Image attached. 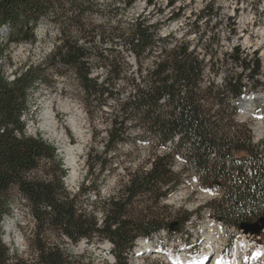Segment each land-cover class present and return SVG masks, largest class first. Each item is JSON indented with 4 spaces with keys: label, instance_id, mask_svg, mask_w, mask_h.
I'll return each mask as SVG.
<instances>
[{
    "label": "trees",
    "instance_id": "16d2710c",
    "mask_svg": "<svg viewBox=\"0 0 264 264\" xmlns=\"http://www.w3.org/2000/svg\"><path fill=\"white\" fill-rule=\"evenodd\" d=\"M83 3L0 0V27H10L7 44L35 42L33 28L52 11V20L68 29L61 33L62 45L45 58L48 67L29 65L12 83L0 71V264H94L84 254L67 252L62 237L73 244L84 239L109 240L115 264H129V254L139 238L154 239L163 229L171 231V214H166V206L156 205L174 193L188 175L195 177L202 188L219 185L224 189L219 200L208 204L218 220L237 229L243 223L256 222L264 214V155L250 143V129L235 124L239 109L235 101L240 102L244 94L257 91L263 84L256 77L262 67L257 53L252 56L240 45L234 46L223 61L232 59L241 65L242 72L227 75L221 85L215 81L205 85L204 69L215 64L213 52L206 51L201 58L196 46L167 42L172 33L160 37L158 23L141 19L126 25H95L86 16L91 4ZM133 3L126 1L128 6ZM173 4L174 0L168 3ZM209 10L212 12L214 7L206 5L195 22L201 18L208 22ZM180 16L174 10L168 19ZM71 28L78 32L72 34ZM96 28L101 40L116 36L129 45L137 62L135 75L127 73L128 63H121L116 55L78 43V38H90ZM146 54L156 58L154 63H141ZM92 55L104 68L106 76L102 79L93 76ZM46 68L73 75L91 117L107 107L110 100L114 101L103 150L88 152L87 179L96 167L99 172L106 170L108 155L121 144L148 151L146 165L126 168L127 181L102 201L101 219L82 206L84 184L76 194L64 186L67 170L57 158L58 148L40 135L28 134L21 120L23 111L28 109L30 91L46 80ZM246 72L249 84L242 79ZM121 80L123 84L119 83ZM127 86L132 92L123 98ZM216 157L220 162L214 161ZM176 160L184 164L179 170L175 168ZM95 192L100 197V191ZM18 198L25 201L34 221L23 253L3 240L4 223L15 215ZM188 217L190 214L180 224Z\"/></svg>",
    "mask_w": 264,
    "mask_h": 264
},
{
    "label": "rangeland",
    "instance_id": "374dc122",
    "mask_svg": "<svg viewBox=\"0 0 264 264\" xmlns=\"http://www.w3.org/2000/svg\"><path fill=\"white\" fill-rule=\"evenodd\" d=\"M79 1L84 2V5L91 4V12L87 11L86 16L92 18V23L95 25L105 23L111 26L126 25L136 19H141L151 24L158 23V35L160 37L172 33V39L167 42H187L190 48L196 46L201 58L206 51L213 52L215 64L206 66L204 69L203 82L205 85L209 84L210 81H215L216 85H221L222 80L227 75H237L242 72L241 65L236 64L232 59L223 61L227 58L226 53H230L234 46L240 45L245 52L250 53L252 56L257 53L262 67L261 73L256 77L263 84L260 85L257 91H254L257 96L254 101L250 102L248 107L239 104L235 124L246 125L250 129V143L259 149L263 147L264 155V117H262L264 107V0H174L172 6L168 5L171 0H153L154 2L151 5L146 3L147 0H130L134 2L132 6L126 5V1L129 0ZM206 5L208 8L214 7L212 12L209 10L211 13L208 22L205 21V18L195 22L196 16L203 12ZM174 10L179 12L181 16L178 19L169 20L168 18ZM52 17H54L53 11L45 20L33 28L36 36V41L33 43L23 41L7 44V37L10 33L9 25L7 30L0 31V44L3 45L1 46L3 47L1 55L3 65H16L20 70L19 73L25 71L23 69L29 65L48 67L47 59H45L48 55L46 53H49V49L53 50L55 47L62 45L63 35L61 33L68 30L61 22L52 20ZM70 30L72 34L78 32L75 28ZM77 41L84 47H95L100 51L107 50L109 55H116L121 59V63H128L129 70L127 73L135 75L136 58L134 52L131 51L129 45L122 43L116 36L101 40L96 28L95 31L90 33V38L81 37ZM153 55L156 56L157 53ZM153 55L146 54L141 63H154ZM90 61L94 67L93 76L104 78L106 74L104 68L96 63L97 56L92 55ZM206 61L210 63L208 59ZM7 65L2 66L3 68L0 67L1 75L3 71L7 70L5 68ZM45 71L46 80L30 91L28 109L23 119H25V123L31 124V135H34L35 132L36 135H40L58 148L57 158L62 161L63 167L67 170L64 186L69 192L76 194L79 193V187L81 188V185L84 184L86 192L80 195L82 206L89 211H93L101 219L102 201L114 195L121 183L127 181L126 168L132 169L137 165H146L148 151L146 148H136L131 144H121L115 153L108 155L106 170L99 172L98 167H96V171L87 179L88 152L90 149H95L97 152L103 150L104 139L107 136L106 129L110 122L109 113L115 105L114 101L110 100L107 107L98 109L95 115L91 117L85 109L82 102L83 95L77 87L73 75L58 74L50 69L48 70V68ZM247 73L243 74L242 79L244 83L249 84L251 80H248ZM8 74H11V72L8 71ZM2 77L6 78L9 75H2ZM119 83L123 84V81L121 80ZM131 92L132 88L127 86L123 91V98ZM250 106L252 107L249 108ZM47 110L51 113L54 131L63 137L62 140L55 137L53 132L43 129L42 124L46 121L44 114ZM70 121L76 122L75 127L68 123ZM58 142H61V144ZM64 142L69 143V146L73 148L71 150L73 156L72 153L69 155L67 148L64 147V145L66 146ZM241 154L244 153L238 155ZM70 157L71 159H68ZM72 159L75 165L69 164ZM220 160L218 157L214 159L215 162H220ZM183 165L182 161L176 160V170L181 169ZM74 166L76 174L74 180L71 181L70 173ZM147 166H149V163ZM95 189L100 191V197L98 198ZM203 190L199 181L188 175L174 193L163 198L156 207L166 206L165 211L167 215L171 214L170 221L174 230H162L157 234V238L160 237L159 241L156 240V237L147 240L151 245V250L146 253H140L139 244L141 242L137 241L136 247L129 254L128 263L176 264L171 256L184 255L185 253L182 252L180 246L185 242L192 244L195 238L200 244L198 249L205 246L203 248L205 252L213 253V255L220 252L225 257V261H230V264L236 262L238 248H242L240 257L248 254L251 248L262 247L264 249L263 234L259 237L246 234L236 228H225L224 224H222L223 228L221 229L219 227L221 221H217L218 219L213 216V212L208 208V204L213 200H219V197L213 196V189ZM17 203L15 215L8 217L4 223L3 240L9 247L23 253L26 251L27 237L34 226V221L25 201L18 198ZM186 214H190V217L183 224H180L185 219ZM175 221L176 224H174ZM8 224H10V227L7 230L6 225ZM62 239L67 252L84 254L86 259L92 260L94 264H115L116 262L110 251L112 245H109V240L88 242L84 239L78 244H73L66 237H62ZM211 239L214 240L213 247L211 245L207 247V241ZM161 241L162 244H160ZM157 242L160 244L159 251L153 248ZM208 248L210 249L207 250ZM210 261L211 259L208 262ZM243 261L244 264H264V259H261V257L254 260L245 256Z\"/></svg>",
    "mask_w": 264,
    "mask_h": 264
},
{
    "label": "bare ground",
    "instance_id": "6f19581e",
    "mask_svg": "<svg viewBox=\"0 0 264 264\" xmlns=\"http://www.w3.org/2000/svg\"><path fill=\"white\" fill-rule=\"evenodd\" d=\"M169 3V2H168ZM8 29V25L7 24H4V25H1V27H0V31L2 32V31H4V30H7ZM177 37V36H176ZM8 38V37H7ZM1 45V44H0ZM46 54H48V52L46 53ZM47 57V56H46ZM2 61H3V59L1 58V56H0V67H2V66H5V65H7V64H5V65H3V63H2ZM5 62V61H4ZM136 63V62H135ZM3 68V67H2ZM5 68H7V70L6 71H3L2 72V75H9V77H6V78H4L6 81H8V82H10V83H12V82H14L18 77H20L21 76V73L22 72H20V73H18V74H16L15 73V70H13L12 68H11V66L10 65H7ZM5 70V69H4ZM8 71H10L11 72V74H8ZM23 71V70H22ZM5 72H6V74H5ZM251 99H252V96L251 95H244L243 96V99H242V101H241V105L242 106H245V107H248L249 106V104H250V102H251ZM252 107V106H251ZM43 115V114H42ZM45 117H46V121L42 124L43 125V129H46V130H48V131H50V132H53V134H54V136L55 137H57V138H59L60 140H62L61 138H63L62 136H60V134H56L55 132L56 131H54V123H53V120H52V117H51V113H50V111L49 110H47L46 112H45ZM23 116H26V111H23V114H22V120L24 121V122H26L25 121V119H23ZM262 119V118H261ZM68 123H70L72 126H74L75 125V123L76 122H74V121H70V122H68ZM28 124V123H27ZM79 124V123H78ZM56 126V125H55ZM75 127V126H74ZM71 128H73V127H71ZM27 133L28 134H30V132H28L27 131ZM62 133V132H61ZM78 133V132H77ZM52 136V135H51ZM59 141V140H58ZM58 143H60L61 144V142H58ZM64 144H66L65 142H64ZM80 144V143H79ZM64 147L65 148H67V151L69 152V155L72 153L71 152V150L73 149L71 146H69V143L68 144H66V146L64 145ZM79 148V147H78ZM81 149H82V147H81ZM66 150V149H65ZM72 156H73V153H72ZM68 159H71V157L70 158H68ZM70 165H73L74 163H73V159H72V161L69 163ZM75 165V164H74ZM263 165H264V163H263ZM75 174H76V172H75V166H74V169L71 171V173H70V180L71 181H73L74 180V176H75ZM213 191V190H212ZM212 191H211V193H212ZM222 224H224L223 222H221V225H219V227L222 229ZM218 226V225H217ZM9 227H10V224H8V225H6V228H7V230L9 229ZM212 230V229H211ZM213 233V232H212ZM214 237V236H213ZM245 239H247V238H245ZM146 239H139L138 241H140L141 243H143V241H145ZM213 241L214 240H209V241H207L208 243H207V247H209L210 245L212 246V244H213ZM221 243H223V242H221ZM109 245H110V243H109ZM112 245V244H111ZM219 245H220V243H219ZM247 246V245H246ZM213 247V246H212ZM220 247V246H219ZM210 248H208L207 250H209ZM242 248H238V253H237V256H236V262L235 263H233V264H240V262H239V255L238 254H240V250H241ZM156 251H159L158 249H156ZM145 251H143V253H144ZM211 252H212V250H211ZM190 256L192 257V258H196L197 256H199V253H195V254H190ZM172 257V260H174V262L176 263V264H185L187 261H189V259L188 258H186V257H184L183 255H172L171 256ZM213 257V260H212V263L211 264H216L217 262H218V257H219V254L217 253L215 256H212ZM238 258V259H237ZM196 260V259H195ZM197 260H198V258H197ZM225 261V259L223 260V262ZM225 264H230V261L228 262V261H225Z\"/></svg>",
    "mask_w": 264,
    "mask_h": 264
},
{
    "label": "built area",
    "instance_id": "2783aa9c",
    "mask_svg": "<svg viewBox=\"0 0 264 264\" xmlns=\"http://www.w3.org/2000/svg\"><path fill=\"white\" fill-rule=\"evenodd\" d=\"M55 49V48H54ZM53 49V50H54ZM53 50H51V49H49V53H48V55L53 51ZM47 55V56H48ZM156 58L154 57V60H155ZM154 62V61H153ZM11 68L13 69V70H15V72L16 73H19V69H18V66H16V65H12L11 64ZM28 68V67H27ZM27 68H25V69H23V70H27ZM21 120H22V116H21ZM26 124V131H28V132H30V134L32 133V129H31V124H27V123H25ZM34 134H35V132H34ZM262 146H263V143L261 144ZM260 151H262V154H263V147H261L260 148ZM263 163H264V157H263V161H262V166H263ZM248 172L249 173H252V170H251V168H249L248 169ZM223 192H224V189L221 187V186H216L214 189H213V196L214 197H221L222 196V194H223ZM262 234L264 235V230H263V232H262ZM258 237H259V235H257ZM262 248V247H261Z\"/></svg>",
    "mask_w": 264,
    "mask_h": 264
},
{
    "label": "water",
    "instance_id": "95a60500",
    "mask_svg": "<svg viewBox=\"0 0 264 264\" xmlns=\"http://www.w3.org/2000/svg\"><path fill=\"white\" fill-rule=\"evenodd\" d=\"M176 224V223H174ZM171 229L174 230L173 225ZM241 229L244 230L245 233L249 234H259L264 229V216H261L256 222L254 223H243L241 225ZM213 256V253L210 254V257Z\"/></svg>",
    "mask_w": 264,
    "mask_h": 264
},
{
    "label": "snow or ice",
    "instance_id": "6c2138e0",
    "mask_svg": "<svg viewBox=\"0 0 264 264\" xmlns=\"http://www.w3.org/2000/svg\"><path fill=\"white\" fill-rule=\"evenodd\" d=\"M257 256H260L261 255V253L260 252H257V254H256ZM220 264H222V262H220Z\"/></svg>",
    "mask_w": 264,
    "mask_h": 264
}]
</instances>
